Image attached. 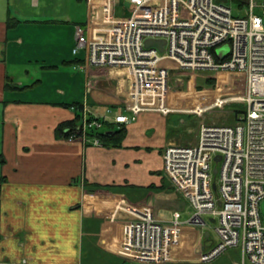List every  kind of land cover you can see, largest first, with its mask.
Masks as SVG:
<instances>
[{"label": "crops", "instance_id": "1", "mask_svg": "<svg viewBox=\"0 0 264 264\" xmlns=\"http://www.w3.org/2000/svg\"><path fill=\"white\" fill-rule=\"evenodd\" d=\"M19 1L0 0V264H134L120 247L135 212L148 208L162 221L175 212L182 222L191 217L192 206L165 176L162 153L197 144L199 134L178 111H143L127 124L108 123L98 146L67 141L63 129L78 123L81 107L130 115L120 72L84 70V51L73 53L77 27L89 28L92 39L110 21L108 11L124 18L114 13L120 0H85L77 22L19 17ZM28 2L32 9L44 0ZM9 19L17 25L8 28ZM192 229L183 227V240ZM191 239L182 256L189 263L206 249L197 251Z\"/></svg>", "mask_w": 264, "mask_h": 264}, {"label": "built area", "instance_id": "2", "mask_svg": "<svg viewBox=\"0 0 264 264\" xmlns=\"http://www.w3.org/2000/svg\"><path fill=\"white\" fill-rule=\"evenodd\" d=\"M124 1L134 6L131 15H108L110 21L105 28H95L92 39L89 28H76L73 53L84 51V70L121 68L130 74L124 102L130 115L111 116L108 110L96 116L81 107L78 123L63 129L67 141L98 146L110 122L127 124L143 111L173 112L163 103L173 67L187 73H225L243 81L245 91L187 112L200 117L230 102L240 103L243 111L236 123L201 124L197 144H171L163 150L165 176L192 206L191 217L182 222L175 212L162 221L148 208L135 212L125 224L120 255L134 264H173L183 227L200 228L204 234L203 217L208 216L216 224L218 242L209 253H200V261L239 247L241 262L234 264H264V25L255 13L259 9L264 15V0ZM231 1L243 15L234 16ZM147 40L163 41V51L145 47Z\"/></svg>", "mask_w": 264, "mask_h": 264}, {"label": "rangeland", "instance_id": "3", "mask_svg": "<svg viewBox=\"0 0 264 264\" xmlns=\"http://www.w3.org/2000/svg\"><path fill=\"white\" fill-rule=\"evenodd\" d=\"M16 0H11L12 5H15ZM80 2V4L78 3ZM19 11L16 12L17 15H21L23 18L24 15H36L42 14L43 16H48L53 19L60 18L62 20H71L77 22L76 16L84 15L85 11V0H44V3H41V6L34 7L31 9L29 7L28 0H20L19 1ZM18 3V4H19ZM32 3V2H31ZM30 3V4H31ZM78 6H77V5ZM230 7H232L234 16H238L241 14L237 9H239L237 2L231 1L229 2ZM45 7V8H43ZM134 6L124 0H120V4L115 7L114 13L117 17H129L131 12L133 11ZM84 12V14H83ZM257 15H260L263 18L264 25V15L261 14L259 9L255 10ZM100 14V13H99ZM108 15H112L111 12ZM243 15V13L241 14ZM101 16V14H100ZM29 17V16H28ZM101 25L100 21L95 19V26ZM102 27V26H100ZM67 28L58 27V33L62 36L63 39H66L64 36H67ZM62 32V35H61ZM64 35V36H63ZM68 38V36H67ZM67 48H65V51ZM64 72L70 73V69H61ZM110 71H114L116 73L120 72L118 75V81L122 78L127 82H130V74L121 68H109ZM124 73L122 75V73ZM48 81V80H46ZM231 86V89H227V86ZM65 89V88H64ZM66 90V89H65ZM245 84L243 81L232 80L231 77L226 75L225 73H216L211 71H199L193 73L182 72L178 69H174L169 75L168 82V90L164 95V102L169 108H172L174 111H178L183 115L189 116V126L194 127L193 131L195 136L199 134L201 124H217V125H233L237 121L238 115L243 111V106L240 103H228L223 109L214 108L202 114L200 117L196 114L187 113L196 108L197 106H204L208 103H211L217 97L221 98H230V97H238L244 94ZM185 112V113H184ZM187 126H184L186 129ZM189 139V136H188ZM184 144L182 146H186ZM189 208V207H188ZM261 213H264V200L260 205ZM190 212V208L188 209ZM193 210V209H192ZM189 212V213H190ZM211 217L204 216L203 220L205 221L204 233H209L208 240H205L202 229L188 230L190 231L187 235L189 239L183 240L181 242V248L176 252L178 254V259L173 264H187L189 263L185 258L182 259V256L188 252V247H190L192 243L191 237H197L196 243L198 246L197 251L201 250L202 246H206L205 253H209L210 250L217 244V235L214 231L216 224L211 222ZM189 227V226H188ZM199 230V232H198ZM184 238V235H183ZM188 240V241H187ZM184 248V250L182 249ZM180 252V254H179ZM201 252L202 254H205ZM182 253V254H181ZM187 257V256H186ZM192 260H198V263H190V264H234L236 262H241L240 248L239 247H231L227 248L213 260L208 262L200 261V258L197 257L192 258ZM249 264V263H247Z\"/></svg>", "mask_w": 264, "mask_h": 264}, {"label": "water", "instance_id": "4", "mask_svg": "<svg viewBox=\"0 0 264 264\" xmlns=\"http://www.w3.org/2000/svg\"><path fill=\"white\" fill-rule=\"evenodd\" d=\"M219 1H222V2H226V0H219ZM163 45H164V42L163 41H154V40H147L146 42H145V47H147V48H150V47H155V48H157L159 51H163ZM227 48H224V49H222V50H220L218 53L221 55L225 50H226ZM109 134V133H108ZM220 160V158L219 157H216L215 158V161L216 162H218ZM216 173V170H214V174ZM213 189H215V185L213 186ZM204 237H205V239L206 240H208V238H209V233H205L204 234ZM205 249V248H204ZM194 263H196V262H194ZM198 263V262H197Z\"/></svg>", "mask_w": 264, "mask_h": 264}, {"label": "trees", "instance_id": "5", "mask_svg": "<svg viewBox=\"0 0 264 264\" xmlns=\"http://www.w3.org/2000/svg\"><path fill=\"white\" fill-rule=\"evenodd\" d=\"M14 21H15V20H14ZM13 23H14L13 20H12V19H9L8 22H7V27H8V28H11V27H15V26L17 25V24L14 23V26H13ZM71 124H73V123L70 122V123H68L67 125H71ZM64 126H65V125H64ZM62 127H63V126H60V127H59V131H58L59 133H60V130L62 129ZM58 135H60V134H58ZM108 139H109L108 137L103 136V140H108ZM187 264H190V263H187Z\"/></svg>", "mask_w": 264, "mask_h": 264}]
</instances>
